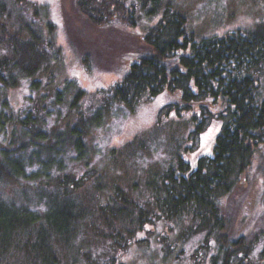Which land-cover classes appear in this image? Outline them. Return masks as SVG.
Listing matches in <instances>:
<instances>
[{"label":"trees","instance_id":"16d2710c","mask_svg":"<svg viewBox=\"0 0 264 264\" xmlns=\"http://www.w3.org/2000/svg\"><path fill=\"white\" fill-rule=\"evenodd\" d=\"M15 1L34 11L32 17L17 16L13 29L0 22V87H16L26 78L32 90L45 91L30 95L16 111H6L9 104L2 102L0 264H128L124 254L147 244L153 226L178 220L189 223L181 243L204 233L202 247L211 264H249L259 240L227 231L222 200L242 180L256 152L264 150L258 77L264 70V22L197 39L185 15L168 2L163 6L164 0H76L78 12L97 27L132 28L142 15L161 13L141 37L146 50L130 61L119 82L96 90L90 104L82 88L65 101L72 85L67 82L65 94L57 88L48 104L47 85L54 75L46 80L38 75L61 53L56 26L45 8ZM6 10L0 2V13L5 16ZM82 60L90 69L88 52ZM173 94L178 118L198 106L191 116L193 135L209 117L223 120L215 146L210 155L178 156L167 168L148 173L142 185H132V195L108 179L102 170L108 164L101 169L91 160L92 131L114 104L135 112L145 102ZM132 144L140 145L138 138L110 151L109 163L122 153L131 155ZM76 164L81 169L71 171ZM167 239L164 234L155 238L164 258L175 251ZM259 255L264 258V245Z\"/></svg>","mask_w":264,"mask_h":264},{"label":"rangeland","instance_id":"374dc122","mask_svg":"<svg viewBox=\"0 0 264 264\" xmlns=\"http://www.w3.org/2000/svg\"><path fill=\"white\" fill-rule=\"evenodd\" d=\"M30 1L45 8L48 19L56 26L55 38L61 48L60 55L54 56L45 72L38 75L42 80H46L49 73L54 75V82L47 85L48 104L54 101L57 88L65 94L63 89L68 85L67 82L72 85L70 91H66L64 100L70 102L74 92L82 88L89 92L86 104L95 101L92 100V94L96 90L119 82L130 61L146 50L141 37L155 25L161 13L158 12L154 17L142 15L132 28L118 23L97 27L78 12L76 0ZM0 2L7 7L5 16L0 13V22L5 23L9 29L17 25V16L23 14L29 17L33 13L31 11H34L30 6H19L15 0ZM167 2L185 15L188 30L197 39L223 36L240 28L253 29L264 22V0H164L163 6ZM7 13L11 14L9 20ZM42 16L41 14L39 17ZM2 51L4 50L0 48V54ZM86 52L89 53L91 65L88 70L82 60ZM258 77L260 91L264 94V70ZM42 91L45 90H32L26 78L20 79L16 87H0V111L3 101L9 104L10 109L7 108L6 111H16L28 103L30 95L39 97ZM171 102L177 103L178 96L173 94L169 98L145 102L135 112L114 104L103 124L92 131L91 160L101 169L108 164V167L102 169L108 174V179L132 195V185L135 182L142 185L148 173L167 168L178 156L192 160L197 155H210L215 146L223 120L215 116L209 117L203 129L193 135L191 116L198 111V106L178 118ZM63 109L66 110L67 107L64 105ZM51 123L54 124V120ZM62 125L63 123H59L57 126L60 128ZM134 138H138L140 145L132 144V154L122 153L118 159L113 160V164L109 163L110 151L119 150ZM80 169L76 164L71 171L77 172ZM222 202L227 231L235 235L246 234L252 239L257 236L259 240L249 264H264V258L259 255L264 245V150L256 152L251 167ZM187 226L188 220L153 226L149 242L134 245L124 254V260L128 264H211L209 255L202 247L204 233L195 235L184 243L179 241ZM157 234L166 235L168 239L165 243L175 245V251L170 257H163V252L155 241ZM211 242L215 244L213 240Z\"/></svg>","mask_w":264,"mask_h":264}]
</instances>
